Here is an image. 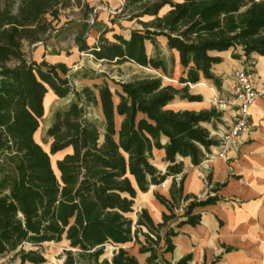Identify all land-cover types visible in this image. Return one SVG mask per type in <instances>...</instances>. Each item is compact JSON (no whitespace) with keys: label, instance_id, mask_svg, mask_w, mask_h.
Segmentation results:
<instances>
[{"label":"trees","instance_id":"1","mask_svg":"<svg viewBox=\"0 0 264 264\" xmlns=\"http://www.w3.org/2000/svg\"><path fill=\"white\" fill-rule=\"evenodd\" d=\"M69 4L0 0V257L13 253L20 264H43L41 252L22 246L63 240L68 245L63 264H139L123 247L127 244L146 255L143 264H187L190 254L176 262L166 257L174 248V229L199 224L193 209L222 200L218 191L225 182L211 183L208 175L203 197L184 194L183 162L177 157L196 166L217 148L220 137L213 131L222 124V112L166 106L176 97L200 101L189 94L188 84L201 79L219 86L212 66L221 58L212 52L232 49L235 59L264 57V0H122L91 44L87 13L75 21L62 18ZM91 14L95 22L97 15ZM122 22L135 25L128 38L115 31L124 28ZM71 27L79 53L94 61L130 62L157 75L111 79L112 91L103 75L90 70L70 74L64 63L26 59L24 44L36 45L60 30L63 36ZM159 39L177 52L180 88L163 81L173 79L174 59L159 55ZM146 41L153 55H147ZM79 74L100 81L76 88L72 81ZM48 90L70 98L53 112L47 152L34 136ZM92 109L99 118L92 117ZM153 149L164 152L163 170L152 162ZM60 152L54 169L50 156ZM167 178L168 198L153 193L166 209L161 221L154 223L146 209L134 212L137 194ZM179 208L183 212L176 215ZM107 243L115 246L110 260L101 258Z\"/></svg>","mask_w":264,"mask_h":264},{"label":"crops","instance_id":"2","mask_svg":"<svg viewBox=\"0 0 264 264\" xmlns=\"http://www.w3.org/2000/svg\"><path fill=\"white\" fill-rule=\"evenodd\" d=\"M108 17L98 18L97 16L95 22L102 21V26L96 30L95 34L90 28L89 35L92 33L94 35L92 37L96 38L103 26L108 24ZM122 25L123 32L118 28L115 31L128 38L129 28L135 25L129 22H122ZM60 32L61 30L54 34L59 37ZM158 41L161 44L165 43L163 39ZM30 48L31 59L36 62L64 63L62 60L51 62L47 60L49 54L42 42L31 45ZM73 50L81 54L75 46ZM145 50L147 55H153L152 46L148 41L145 42ZM166 50L174 59L173 78H175L182 71L178 63L177 52L167 48ZM237 52L241 53L239 50ZM231 53L232 49L211 53L221 58L220 63L212 66V72L219 80V86H216L210 79H201L196 84H188L189 94L199 95L200 101L190 102L176 97L166 106L173 110L194 111L216 108L222 112V124L213 131V134L218 137H221L230 126L234 107L213 104L212 99L214 97L220 100L230 99L234 73L249 62L252 63L251 69L255 83L264 81V57L251 54L248 59L243 55L235 59L231 57ZM80 80L85 83L83 86H92L100 81L95 82V79L83 77H80ZM174 86L180 88L183 85ZM48 94L57 99H64L56 97L50 90L45 96ZM249 126L247 133L228 143V149L223 155L219 153L218 148H213L210 154L196 166L190 163L189 158L177 157L183 162L182 189L184 194L203 197L207 192L206 177L208 175L211 176V183L225 182V184L218 191L222 200L193 209V213H199L201 216L199 224L195 226L183 224L174 229L176 234L171 237L174 248L166 255L171 262H176L181 257L190 254L191 259L187 264H264V96L258 97L250 106ZM152 157L154 165L163 170L165 166L163 150L153 149ZM169 184L170 178H167L159 185L150 186L146 193H138L141 197L139 202H144L142 208L147 210L154 223L161 221V214L166 212V209L156 200L153 193L157 192L168 198ZM182 212V208L175 210L176 215ZM175 223L171 222V226ZM129 253L137 258L139 264L144 263L146 255L139 254L137 247L136 253Z\"/></svg>","mask_w":264,"mask_h":264},{"label":"rangeland","instance_id":"3","mask_svg":"<svg viewBox=\"0 0 264 264\" xmlns=\"http://www.w3.org/2000/svg\"><path fill=\"white\" fill-rule=\"evenodd\" d=\"M121 2L122 0H70L69 6L61 10L62 18L75 21L81 19L83 15L87 13V20L93 30L92 33L95 34L96 30L102 26L101 25L102 21L93 22L91 13L93 12L96 13L98 18L100 17L106 18L109 15H112L118 11ZM86 5L89 7L87 8ZM89 10L90 12H88ZM114 28L117 29L116 26ZM73 30H75V27H71L69 32H67L63 36L59 35V37H57L56 34L51 33L49 38H45L42 41L43 45L45 46V50L49 54L47 60H49L50 62L52 60H62L66 64V66L70 69V74H74L83 70H90L98 75H103L102 77L107 81L112 91L116 87L111 82V79L115 81H126L134 75H145V74L157 75V71L155 70L143 68L130 62H124L121 64L106 63V62L94 61L92 57L87 54H83V53L77 54L75 50H73L74 49L72 43L73 37L71 35V32ZM92 33H90L88 37V41L90 42V44L93 42L94 39L96 40V38L92 37L94 36ZM107 36L109 37L110 34H107ZM22 49L26 59L30 60L31 59L30 46L28 45L25 46L24 44L22 46ZM164 49L166 50L165 45L159 42L158 43L159 55L163 56L164 58H166V60L170 61L173 57L168 53L167 50L164 52L163 51ZM80 77L81 76L79 74L72 81V84L75 81V84L73 85L76 88H79L85 84L81 82V80L79 81ZM176 78L177 77L173 79L164 78L163 81L164 83H169L177 86L178 83ZM94 81L98 82L99 79H95ZM69 98L70 97H66L64 99H57L53 97L51 94H48L44 97V115L40 119L39 128L35 133L34 138L47 152L49 149L50 138L46 136V128L51 122L53 112L57 108H60L63 105H65L69 100ZM91 113L93 118L96 119L99 118V113L97 110L92 109ZM63 154L64 152H60L50 156L51 164L54 169H55L56 160L60 159L63 156ZM157 166L160 165L157 164ZM139 198L141 197L139 194H137L133 206L134 212L139 211L144 204V202L142 201L139 202ZM134 212L130 214L132 218H135ZM67 246H68L67 242L62 240L60 242H45L41 244L39 247H33L30 244L25 243L22 246V248L25 250L34 249L41 252L46 260L43 264H63V259H64L63 252L65 249H67ZM129 246L130 244L125 245V248L129 252L136 253L137 246L136 245L133 247H129ZM114 249L115 246H113L112 244L109 243L105 244L103 247V255L101 258H106L110 260ZM0 264H20V263L18 259H15L13 257V253H7L2 257H0ZM24 264H28V263H24Z\"/></svg>","mask_w":264,"mask_h":264},{"label":"built area","instance_id":"4","mask_svg":"<svg viewBox=\"0 0 264 264\" xmlns=\"http://www.w3.org/2000/svg\"><path fill=\"white\" fill-rule=\"evenodd\" d=\"M252 63L237 70L234 73L231 98L220 100L212 99L213 104H225L234 107V115L230 126L220 137L217 147L221 155L228 149V143L236 137L245 134L249 130L250 106L261 96H264V81L256 82L251 69Z\"/></svg>","mask_w":264,"mask_h":264},{"label":"water","instance_id":"5","mask_svg":"<svg viewBox=\"0 0 264 264\" xmlns=\"http://www.w3.org/2000/svg\"><path fill=\"white\" fill-rule=\"evenodd\" d=\"M0 86H1V82H0Z\"/></svg>","mask_w":264,"mask_h":264}]
</instances>
